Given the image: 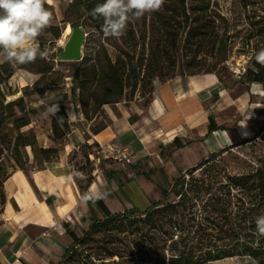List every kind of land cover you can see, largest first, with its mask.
I'll return each mask as SVG.
<instances>
[{
  "label": "rangeland",
  "instance_id": "374dc122",
  "mask_svg": "<svg viewBox=\"0 0 264 264\" xmlns=\"http://www.w3.org/2000/svg\"><path fill=\"white\" fill-rule=\"evenodd\" d=\"M92 1L82 0V3ZM72 3L74 8L71 10L69 6ZM46 4L51 7L50 27L63 30L61 39L56 42L45 32L39 37L41 49H47L49 53L44 61L53 67L54 73L39 81L41 95H37L34 84L40 75L17 69L18 65L11 64L14 75L3 84V88L6 93H17L16 96L8 97L7 101L24 97L31 119L28 130L32 129L35 134V131H39L49 138L52 135V121L62 123L63 114L49 113L47 109L52 105L63 102L67 117L72 111L83 115L80 95L85 100L90 117L110 110L119 115L132 110L144 111L150 102L155 80L164 82L178 75L214 72L229 84L233 82L232 77L246 74L248 69L253 68L255 54L264 48V0H185L186 13L193 21L190 28L205 25L204 34L198 38L187 36L189 28L184 25L181 0H165L162 10L147 13L140 20L130 22L126 33L118 39L99 34L79 0H47ZM70 23L80 26L85 33L82 60L60 62L58 54L68 39L69 35L65 37L64 33ZM4 63H0V66ZM78 69L87 81L82 86L73 79ZM135 75L139 76L141 82L133 92ZM100 103L109 104L99 108ZM261 131L251 138L250 143L232 146L222 155L209 156L206 159L209 161L206 174H219L224 180L228 176H241L256 169H264V130ZM60 149L57 148L58 151ZM27 151L32 156L30 150ZM155 152L148 165L125 166L129 171L135 170L130 174L135 173L139 185L157 203L162 200V190L169 191L180 177L188 180L190 171L198 164L183 169L173 161L169 152L161 151V147L156 148ZM104 156L100 150L94 151L85 146L70 155L72 173H82L84 176L81 179L75 175L74 182L79 193V187L88 191L97 176L105 177V173L112 171L114 166L120 167L121 163L116 165L114 160L105 159ZM30 166L26 167L27 171ZM200 171L194 175L200 177ZM119 180L122 183L126 181V175ZM105 181L102 187L108 193L105 201L112 214L135 209L123 195L121 186L109 182L106 177ZM174 200V196L169 195L168 201ZM103 218L101 212L89 216L85 229L93 221ZM76 232L79 237L82 236ZM214 264L258 263L250 257H236Z\"/></svg>",
  "mask_w": 264,
  "mask_h": 264
},
{
  "label": "crops",
  "instance_id": "0c3cea01",
  "mask_svg": "<svg viewBox=\"0 0 264 264\" xmlns=\"http://www.w3.org/2000/svg\"><path fill=\"white\" fill-rule=\"evenodd\" d=\"M243 77L234 76L229 84L217 73L155 80L144 111L119 115L110 110L91 121L72 111L68 114L70 130L63 142H54L35 131L41 147L61 149L43 170L31 165L24 172L12 161L0 159L5 175L0 187V264H58L73 242L69 234L79 237L76 231L82 235L86 230L89 207L81 202L69 159L82 146L100 150L102 155L111 146L128 149L132 155L130 167L148 165L156 148L161 147L187 169L254 137L264 127V85L247 84ZM210 119L218 127L213 132L209 130ZM119 166L110 171L113 178L109 182L120 183L123 195L135 209H148L155 202L139 185L135 173L130 174L135 170ZM125 175L127 180L122 183L119 178ZM105 177L108 179L106 173ZM105 177L97 176L88 191H103ZM105 197L100 200L110 212Z\"/></svg>",
  "mask_w": 264,
  "mask_h": 264
},
{
  "label": "trees",
  "instance_id": "16d2710c",
  "mask_svg": "<svg viewBox=\"0 0 264 264\" xmlns=\"http://www.w3.org/2000/svg\"><path fill=\"white\" fill-rule=\"evenodd\" d=\"M184 1L181 0V4L184 25L189 28L187 36L198 38L204 34L205 25L190 28L193 21L186 13ZM79 2L89 14L95 30L103 35V18L90 14L103 0ZM45 7L51 10L47 4ZM73 8L74 3L69 6V9ZM70 26L74 27L76 24L70 23ZM44 32L50 34L55 42L63 34L59 27H49ZM17 69L40 75V79L34 84L37 95H41L39 81L54 73L53 67L43 59L18 65ZM13 75L11 64L4 63L0 66V159L4 157L12 161L16 168L24 172H28V165L43 170L48 162L57 158L59 151L41 147L32 129L23 132L31 125L25 99L18 97L7 101L8 97L16 96L17 93H6L3 88V84ZM138 78L135 75L133 92L141 82ZM243 78L247 84L264 85V65L255 62ZM73 79L79 81L81 86L83 82H87L79 69L75 71ZM74 92L75 90L72 94ZM79 100L83 117L91 121L97 115L90 117L85 100L80 95ZM106 104L109 103H100L99 108ZM57 106L58 112L63 114L61 113L62 123L52 121L51 139L54 142L62 141L70 130L63 102ZM217 128L210 119V132ZM262 128L257 132L258 135L264 130ZM250 142L251 139L242 144ZM27 149L30 150L32 159L27 155ZM226 151L227 149L217 155ZM208 164V160L201 161L190 171L188 180L184 177L177 179L169 191H161L160 202L152 203L143 211L132 209L111 214L102 200H96L95 209L102 212L104 218L93 221L82 232L81 237L71 232L69 235L73 242L58 264H214L236 257H250L258 264H264V237H257L255 223L256 217L264 214V169H256L241 176H228L223 180L219 174H206ZM198 170L202 172L200 177L194 175ZM106 176L110 180L113 173H106ZM4 177L0 167V187ZM79 190L82 197L87 192L86 188L79 187ZM169 195H173L175 200L168 201ZM86 205L89 207L88 215H95L92 201ZM114 258L117 259L113 260Z\"/></svg>",
  "mask_w": 264,
  "mask_h": 264
},
{
  "label": "clouds",
  "instance_id": "9594fccd",
  "mask_svg": "<svg viewBox=\"0 0 264 264\" xmlns=\"http://www.w3.org/2000/svg\"><path fill=\"white\" fill-rule=\"evenodd\" d=\"M46 3L47 0H0V63L16 66L48 58V50H42L39 43V37L52 22ZM164 3L165 0H103L90 14L103 18L101 30L105 37L118 39L126 33L130 22L162 10ZM255 61L264 65V48L255 54ZM47 111L55 115L59 108L52 105ZM75 175L84 178L82 173ZM105 195L100 188L90 189L83 194L81 202H94ZM255 223L257 237H264V214L256 217Z\"/></svg>",
  "mask_w": 264,
  "mask_h": 264
},
{
  "label": "water",
  "instance_id": "95a60500",
  "mask_svg": "<svg viewBox=\"0 0 264 264\" xmlns=\"http://www.w3.org/2000/svg\"><path fill=\"white\" fill-rule=\"evenodd\" d=\"M71 32L68 36L63 49L58 54L60 62H79L82 60V49L85 43V33L83 29L76 25L71 27Z\"/></svg>",
  "mask_w": 264,
  "mask_h": 264
},
{
  "label": "built area",
  "instance_id": "2783aa9c",
  "mask_svg": "<svg viewBox=\"0 0 264 264\" xmlns=\"http://www.w3.org/2000/svg\"><path fill=\"white\" fill-rule=\"evenodd\" d=\"M240 73V72H239ZM240 76V75H239ZM105 159L114 160L117 163H121L123 165H131L132 164V155L128 149H117L115 147H108L105 151ZM45 237H49L48 233H44Z\"/></svg>",
  "mask_w": 264,
  "mask_h": 264
},
{
  "label": "bare ground",
  "instance_id": "6f19581e",
  "mask_svg": "<svg viewBox=\"0 0 264 264\" xmlns=\"http://www.w3.org/2000/svg\"><path fill=\"white\" fill-rule=\"evenodd\" d=\"M70 32H71L70 25H67L66 30H65V33H64L65 37H66L67 35H69Z\"/></svg>",
  "mask_w": 264,
  "mask_h": 264
}]
</instances>
